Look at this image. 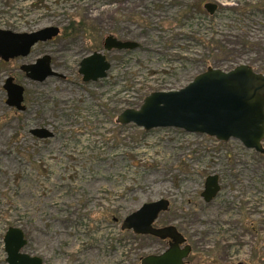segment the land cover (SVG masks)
Wrapping results in <instances>:
<instances>
[{"label": "rangeland", "instance_id": "obj_1", "mask_svg": "<svg viewBox=\"0 0 264 264\" xmlns=\"http://www.w3.org/2000/svg\"><path fill=\"white\" fill-rule=\"evenodd\" d=\"M75 16L94 35L63 36ZM47 26L60 34L19 62L0 59V264L13 226L27 240L22 251L44 264H141L168 242L121 224L158 199L170 202L158 224L189 238L187 264H264V155L236 138L117 122L151 92L179 90L208 67L264 72V0H0V28ZM108 35L139 46L105 51L107 76L84 82L81 60ZM44 54L62 76L20 73ZM9 76L25 87L22 111L6 104ZM43 127L53 136L32 135ZM212 174L220 191L207 202Z\"/></svg>", "mask_w": 264, "mask_h": 264}, {"label": "water", "instance_id": "obj_2", "mask_svg": "<svg viewBox=\"0 0 264 264\" xmlns=\"http://www.w3.org/2000/svg\"><path fill=\"white\" fill-rule=\"evenodd\" d=\"M204 8L212 14L217 5L207 2ZM59 33L58 26H47L32 32L0 29V58L8 61L18 56L25 57L36 44L52 40ZM138 46V42L108 35L103 40V49L81 60L79 73L82 80L97 81L107 76L111 62L104 51L134 49ZM21 68L28 78L39 82L50 76H62L53 69L49 54H44L34 63L24 64ZM4 88L7 91L6 103L24 110V87L15 83L13 77H8ZM117 122L134 123L145 130L176 127L187 132L214 136L222 141L236 138L247 148L264 155V72H259L248 64L238 65L228 71L208 67L179 90L151 92L139 108H128L119 114ZM31 133L38 138L53 136L45 127L32 129ZM219 189L218 175L207 176L202 193L205 201L212 200ZM169 204L167 199L144 203L122 222L123 230L171 239L165 251L144 256L141 264H184V259L189 254V245L180 246L185 237L176 227H154V222L161 212L169 209ZM4 242L7 264H44L40 256L22 251L27 244L22 229L9 227Z\"/></svg>", "mask_w": 264, "mask_h": 264}, {"label": "flooded vegetation", "instance_id": "obj_3", "mask_svg": "<svg viewBox=\"0 0 264 264\" xmlns=\"http://www.w3.org/2000/svg\"><path fill=\"white\" fill-rule=\"evenodd\" d=\"M217 5V4H216ZM217 7H218V5H217ZM217 9V8H216ZM60 31H61V28H60ZM37 45V44H36ZM101 50V49H100ZM116 50V49H115ZM31 52H32V49H31ZM31 52L29 53V54H31ZM105 52V51H104ZM29 54L27 55V56H29ZM27 56H25V57H22V56H18V57H15V58H11V59H9L8 61H5V60H3V59H1V60H3L4 62H19V61H21L23 58H26ZM39 57H41V56H38L37 58H39ZM37 58L34 60V61H32V62H30V63H22L20 66H19V71H20V73L24 76V77H27V75H26V73L22 70V65H24V64H31V63H34L36 60H37ZM51 63H52V57H51ZM53 67V66H52ZM54 69V68H53ZM9 77H13V79H14V82L15 83H18V84H20L21 83V81L18 79L19 77H16V76H9ZM8 78V77H7ZM28 78V77H27ZM4 84H5V82H4ZM4 84H3V89L5 90V88H4ZM20 85H22V84H20ZM23 86V85H22ZM24 87V86H23ZM6 91V90H5ZM6 93H7V91H6ZM6 100H7V98H6ZM24 101H25V87H24V100H23V103L22 104H24ZM7 104V103H6ZM8 105V104H7ZM9 106V105H8ZM26 107V106H25ZM10 108H13V109H16V110H18V111H22V110H19V109H17V107H14V106H10ZM206 181V180H205ZM218 181H219V185H220V180H219V176H218ZM204 188H205V186H204ZM204 191V190H203ZM203 191H202V193H203ZM220 191V189L218 190V192ZM218 192H217V194H218ZM202 193H201V197L204 199V197L202 196ZM216 194V195H217ZM205 200V199H204ZM163 212H161L160 214H162ZM159 217H160V215L158 216V218H157V220L154 222V227H156V228H162V227H165V226H168V225H172V224H168V225H159L158 224V220H159ZM172 226H174V227H176L175 225H172ZM177 228V227H176ZM177 230L185 237V240H184V242H182L181 243V247H185L186 245H189L190 246V251H189V254H188V256L191 254V252H192V250H193V248H192V245L190 244V242H189V238H188V236L183 232V231H181V230H179L178 228H177ZM151 236H153V237H157V238H160V237H158V236H155V235H152L151 234ZM160 239H162V240H166L167 242H168V247H169V245H170V243H171V239L170 238H160ZM188 256L184 259V264H187L188 263Z\"/></svg>", "mask_w": 264, "mask_h": 264}, {"label": "trees", "instance_id": "obj_4", "mask_svg": "<svg viewBox=\"0 0 264 264\" xmlns=\"http://www.w3.org/2000/svg\"><path fill=\"white\" fill-rule=\"evenodd\" d=\"M85 33L86 35L90 36L94 35L92 29H90L86 20L78 17L76 18L75 16L74 18H71L69 24L64 27L62 35L65 37H69L77 36L80 34L82 35Z\"/></svg>", "mask_w": 264, "mask_h": 264}]
</instances>
